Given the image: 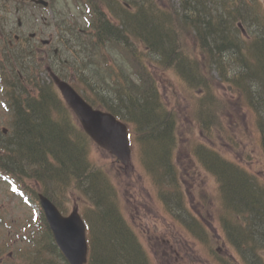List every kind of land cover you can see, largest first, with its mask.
<instances>
[{"label": "bare ground", "instance_id": "bare-ground-1", "mask_svg": "<svg viewBox=\"0 0 264 264\" xmlns=\"http://www.w3.org/2000/svg\"><path fill=\"white\" fill-rule=\"evenodd\" d=\"M180 1L182 4H185L186 8H188L187 12L190 13V15L200 23V27H202L207 34H210L212 36L214 44L216 45L220 54L224 56L225 62L227 63L229 61H232L233 58L238 59L239 64L242 67V78L258 86L257 89L259 99L264 102V58L262 59L261 64L255 62L260 67L253 66V64L255 63H252L248 57L239 55L238 44H236L235 42L231 44L229 37L221 30L213 28L211 29L213 23H210L209 20L218 19L220 16L218 17V15L206 12L207 8L213 1L214 3H216L215 10L219 12V10H221L224 5L223 2L219 0H185V2L184 0ZM143 7L144 5L139 7V9L133 14L128 13V15H124V13H122L121 20L119 21L120 27H122L123 30H126L128 34L135 35L140 43H147L148 39L149 41H151L153 47L158 50V54L163 60L168 63H174L178 59L180 52L174 50L173 48H170V30L169 28H166L165 25L169 23L168 18L163 14L160 15L156 13L154 9ZM164 36L166 39L169 38V40L167 39L162 44L161 41L163 40ZM187 72L190 77H193L195 75L194 71L188 70ZM196 84L199 83L197 82ZM123 101L126 106L137 113L138 108L134 105L137 101L136 98H131L130 100L123 99ZM140 101L142 102V100ZM148 103L149 101L147 102V105ZM50 104L51 98L49 97H45L44 101L40 102V104L29 101L27 109L30 110L31 114L26 117L24 130H26L27 132L34 131L36 128L39 129L42 126V129L45 131V133L40 131L38 132L41 133V135L44 134L46 137H49L50 141L53 142L54 139L52 140V137H50L51 135H49L51 134L49 129L52 127V123L54 122L52 116L53 112ZM159 113L161 114V112ZM203 113H210V111L208 109H203ZM138 116L141 119L145 120V122H149L151 125L155 126V128H157L159 132L162 131V134L165 137L167 133L168 136L169 133H171V121L167 117L165 118L162 116V126L161 120L157 116V109L155 105L149 104ZM262 123H264V114ZM261 135H263V139L261 138V140L264 146V132ZM261 140L259 145L261 144ZM35 149L37 148H31L30 152L35 151ZM176 149L177 148H175L174 150ZM251 195L254 196L253 194ZM255 214L259 215L261 219H264V202L261 204L260 210L256 211ZM252 225L257 230V227L254 224ZM254 232L255 231L253 227L247 228L243 232L239 231V233L237 234V238H239L240 243H249L251 242V237H253L255 234ZM120 256L126 258V251L121 250L119 254H115V256L110 259V264L115 263L117 258ZM106 258L109 259V256ZM106 258L105 260H107Z\"/></svg>", "mask_w": 264, "mask_h": 264}, {"label": "trees", "instance_id": "trees-1", "mask_svg": "<svg viewBox=\"0 0 264 264\" xmlns=\"http://www.w3.org/2000/svg\"><path fill=\"white\" fill-rule=\"evenodd\" d=\"M263 58L264 55L260 57L261 60L257 63L261 64ZM257 106L258 104L256 105V108ZM260 108L264 110V102L261 103ZM214 110L215 115H212L209 120L210 123L208 126H210V129H213L214 126L221 124L220 119H222V114L220 113L219 108H215ZM218 117L220 119H218ZM52 127L55 129L52 131L53 133L51 132L49 135H51L50 137H52V140L54 139L53 142L50 141V138L46 137L44 134L41 135L37 129L27 132L29 133V136H31L29 139L31 147L29 148L31 149L32 146L37 148L35 151H31V153L35 156H38L37 158L39 159H43L46 151L52 154L57 153L61 164H64L65 166H62V169L55 171L56 176L62 179L63 177H68L67 179L69 180L74 175L77 176L76 178H78V175L82 174L81 172L86 171L88 168L89 162L87 154H85L80 144L74 141L71 135L72 133L70 131V126L67 124V122H65L63 125L54 120ZM154 130L157 132L154 131L153 133L155 134L156 138V140L152 143L153 149L155 151L159 150L161 156L165 158L170 145L168 133L165 137L162 134V131L159 132L157 128ZM36 137L41 138V144H43L44 148L41 149L40 145L35 146L33 144V138ZM60 153L64 155L65 158H62ZM209 157L210 160H212V167L218 170L223 162V159H221L220 155L215 152L214 154H210ZM44 163L48 162L45 160ZM229 164L232 163L229 162ZM222 171L223 177L226 181L225 187L227 191H229L227 197L229 198V204L233 214H238L240 211L250 212V208L252 206H254L256 210L257 207H261V204L264 202V194L262 192H255L250 188L248 189L244 187V184L239 180V178L237 179L232 167L223 168ZM217 173L220 174V171ZM98 221L100 229L98 227V222L95 220L97 223L98 234H96L94 237V240L97 242L93 243L94 251L92 253L93 257L90 264H110V259L113 258L115 254H119L121 250L126 251V258L120 256L113 264H149L146 254H144L133 233L130 232L129 227L127 226L125 220H123L122 216H117V213L113 211L111 216L106 213V215L98 219ZM108 256L109 259L106 258ZM105 258L107 260H105Z\"/></svg>", "mask_w": 264, "mask_h": 264}, {"label": "rangeland", "instance_id": "rangeland-1", "mask_svg": "<svg viewBox=\"0 0 264 264\" xmlns=\"http://www.w3.org/2000/svg\"><path fill=\"white\" fill-rule=\"evenodd\" d=\"M59 1H60V5L62 6L63 5L62 0H59ZM170 2H171L172 5H173V2H174L176 7L181 5V1L180 0H170ZM259 3L264 6V0H259ZM243 9H244V7H243ZM246 25L248 26V24H246ZM79 27L81 28L82 31L91 32V28L87 27L84 22H81V26L79 25ZM21 31H22V35H23L24 39H26V37H29L28 35L30 33L34 32L36 30H34L28 24V25H26V28L22 29ZM194 31L197 33V31H199V29L197 28ZM234 33H235L234 35H236V36L243 37V33H241V29H239V28H237L234 31ZM173 36H175V35H173ZM189 36H191L190 33H188L185 29L179 27L178 31H177V34L175 36V37H178V46L181 47L182 49H184L185 51L192 52L194 54H198V56H199V53H200L199 49H197L196 46L192 45V43L194 42V38L191 41L192 42L191 43L190 40H189ZM41 37L45 38V37H48V35L46 34V36H41ZM206 38L209 41V39L212 38V36L209 35ZM166 40L167 39L164 36V38L161 41V43L163 44ZM198 44H201L200 41H197V45ZM145 51H147V50H145ZM145 55H146L147 59H149V57H152V55H150V53L149 54L145 53ZM178 61L181 62V60H178ZM114 64L117 65V62L114 61ZM117 66H118V69H122L123 64H119ZM79 84L82 87H84V85L82 84V80L81 79H79ZM89 89H90V87H89ZM89 93H91V92L89 91ZM107 93L108 94H106V96H109V94H112V88L111 87L108 88V92ZM183 93L180 94V97L185 101V103L181 102V104L184 105L183 108H181V112H184V110L186 109V104L188 103V97L186 95V92L183 91ZM223 97L226 100H228V101L234 100V98H235L234 95H231L230 98H228V97L225 96V94L223 95ZM246 102H248V101H245L244 103H246ZM225 107L227 109L226 112H225L226 113L225 116H227L229 114L230 115H234L235 111H238L240 108H245V107H241V105L237 106L236 103L233 104L232 102L230 104L226 103ZM253 111H255V110H253ZM246 117H247V120L252 121L254 124H256V126H258L257 117H256V115L253 112L247 111L246 114H244L242 118L245 119ZM238 125H239V123H237V126ZM54 129H55L54 127H51L49 129V131L52 132ZM252 129H253V126H250V130H252ZM37 131L45 133V131L42 129V126H41V128L37 129ZM33 144L35 146L36 145H40L41 149L44 148L43 144H41V138L40 137L33 138ZM87 149H89L90 151L93 150V160H95L96 163H99V165L102 164L104 167H106V170L107 169H108V171L110 170L109 166H110V162L112 161L111 160L112 156L108 152H106L105 150H103L100 147L98 148L96 143L93 144L92 142L88 143ZM63 157H64V155H62V158ZM113 167H115V164L112 166V168ZM254 168L257 169L258 171L264 170V167L262 165L254 166ZM132 171H130V170L122 171V174L126 173V175H125L126 177L124 178V180L122 179V177L120 175L117 176L115 174V172H113V171H112V173L110 172L111 175H114V176L116 175V180L118 181V183H119V185L121 187L122 197L124 196L123 197L124 198L123 201H125V199H126V201L128 203L125 206L126 207L125 209L127 211V215L129 216V215L132 214V216H134V215H136L137 212H140V216L141 217L138 218L137 215H136V217H137L136 220L138 222L139 221L142 222V225L146 229L151 228V226L148 224L149 221H154L155 225H156V230H157V231H155V234L157 236H159V238H161L163 241H166L167 235H172L175 239L178 238L179 232L175 228L176 225L174 224L172 219L168 218L166 215H164V213L162 211H160V209L157 207L156 203L154 202L153 197L150 196V193H148L147 196L143 195V193L145 194L144 189H146V191L148 190V186L146 185L148 183V181L146 183H144V181L142 180L139 183L140 180L137 179V176L139 175L137 167L136 168L134 167V169ZM132 173H133V175H132ZM87 175L88 174H83L82 177L85 179L87 177ZM208 182L209 181L204 180V183H206L205 185L210 188V185H209ZM2 193H3V191L0 190V200L3 199V197H4ZM5 201H6V203H8V205L0 206V207H3V209L7 211V214H9V220H11L13 218L21 219L23 216H26L27 214H29V210L24 205L16 204L12 200H8V199H6ZM126 201H125V204H126ZM139 201L140 202H144L145 201V203L147 202L148 204H147L146 208H144L142 205L139 206L137 204ZM80 203H81V199H79V197H76L74 195L65 196V205L68 207L67 211H70L74 207H78L79 208V204ZM180 205H182V204H180ZM168 206L173 208V209H175V211L177 209H179L175 205L174 202L172 203V206L169 205V204H168ZM200 207L203 208V206H201V205H200ZM216 207H217V202L215 203V207L212 210H210V211L208 210V211L211 212V214H212L213 212L216 211ZM146 209H147V211L149 213H150V211H152L153 214L147 215ZM205 212H206V210H205ZM206 214H207V212H206ZM149 216H151V217L153 216V217L149 218ZM209 216H210V214H209ZM217 222L218 221H217V218H216V220L212 219L211 222L209 223V228H210V233H211L210 239L213 238L212 233H218L219 232V233H221V235L224 236V234L221 231V228H218ZM151 230H152V228H151ZM181 237H183V235ZM152 242L154 243V247H155L156 251H158L159 247L157 246L156 242L155 241H152ZM167 244H168V241H167ZM171 245H174L176 247V249H182V246H179V245L177 246V241L176 240L172 239ZM218 246L221 247V248L222 247H226L222 242H220L218 244H214L215 248H218ZM192 248L196 249V251H200L201 246L193 244ZM158 253H160V256L163 257L161 252L158 251ZM201 255L202 254H200L199 256L203 258V256H201ZM158 263H159V260H158Z\"/></svg>", "mask_w": 264, "mask_h": 264}, {"label": "water", "instance_id": "water-1", "mask_svg": "<svg viewBox=\"0 0 264 264\" xmlns=\"http://www.w3.org/2000/svg\"><path fill=\"white\" fill-rule=\"evenodd\" d=\"M67 92L68 90H65V94ZM70 99L73 100V106L83 112L85 116L84 121L87 120L86 125H89L90 130L93 131V136L98 140V142L108 148H112L117 144L118 147L124 150V152L126 151L127 141H124L125 137L120 141L115 140L116 132L113 128L111 129V125L109 123L105 122L104 120L97 119L98 117L96 116V114L89 112L87 108H84L79 100L72 99V97H70ZM114 126L118 128V124L114 123ZM87 129L89 130V128Z\"/></svg>", "mask_w": 264, "mask_h": 264}]
</instances>
